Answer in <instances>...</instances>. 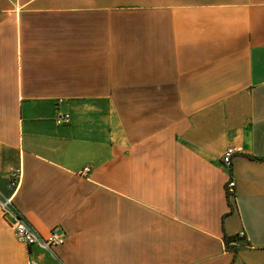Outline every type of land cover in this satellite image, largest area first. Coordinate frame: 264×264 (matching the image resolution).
I'll use <instances>...</instances> for the list:
<instances>
[{
    "label": "crops",
    "instance_id": "1",
    "mask_svg": "<svg viewBox=\"0 0 264 264\" xmlns=\"http://www.w3.org/2000/svg\"><path fill=\"white\" fill-rule=\"evenodd\" d=\"M0 193V264H264V0H0Z\"/></svg>",
    "mask_w": 264,
    "mask_h": 264
},
{
    "label": "built area",
    "instance_id": "2",
    "mask_svg": "<svg viewBox=\"0 0 264 264\" xmlns=\"http://www.w3.org/2000/svg\"><path fill=\"white\" fill-rule=\"evenodd\" d=\"M56 123L63 125L71 120V115L68 113H58L56 116ZM236 151L229 148L222 158L223 166L230 169L232 166V158ZM87 171V169L85 170ZM21 180V170H13L10 176V186L14 189L15 193L19 188ZM236 183L229 181L226 189L229 196L235 193ZM0 207L2 209L5 219L8 220L11 228L13 229L19 242L27 247H40L43 250L53 252L55 247L65 244V235L55 230L49 237L42 236L33 226H31L24 216L15 208L14 195L5 196L0 193ZM238 239H246L244 232L238 235ZM28 264H40L37 260L30 259Z\"/></svg>",
    "mask_w": 264,
    "mask_h": 264
}]
</instances>
